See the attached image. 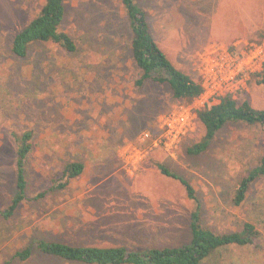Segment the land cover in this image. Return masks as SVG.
Here are the masks:
<instances>
[{
	"label": "rangeland",
	"instance_id": "1",
	"mask_svg": "<svg viewBox=\"0 0 264 264\" xmlns=\"http://www.w3.org/2000/svg\"><path fill=\"white\" fill-rule=\"evenodd\" d=\"M135 2L170 62L197 82L205 53L232 48L238 54L264 40V0ZM42 3L0 0V211L15 192L11 132H33L25 169L29 197L53 185L70 162L84 171L65 189L24 202L8 219L0 216V264H78L39 253L38 241L129 250L188 243L193 204L158 165L192 185L206 228L224 234L252 222L259 232L256 247H226L204 264H264V176L242 206L231 201L241 177L264 155L263 130L229 123L206 151L189 155L205 134L190 111L185 135L165 147L161 118L200 103L177 102L151 81L136 88L139 72L119 0H65L61 31L76 51L44 43L26 58L13 57L12 37ZM254 75L234 97L264 110V66ZM26 248L28 260L15 257Z\"/></svg>",
	"mask_w": 264,
	"mask_h": 264
},
{
	"label": "trees",
	"instance_id": "2",
	"mask_svg": "<svg viewBox=\"0 0 264 264\" xmlns=\"http://www.w3.org/2000/svg\"><path fill=\"white\" fill-rule=\"evenodd\" d=\"M131 32L130 54L139 72L135 81L141 89L145 81L166 86L177 102L191 103L203 93L201 84L174 66L153 38L146 20L145 11L135 0H119ZM65 18V0H43L38 13L23 26L10 41V53L18 59L26 58L32 46L50 43L69 53L76 51L73 38L61 31ZM262 37L261 40H263ZM232 51V48H231ZM235 52V51H232ZM252 77L255 75L252 74ZM258 76V75H257ZM197 120L204 128L201 141L188 148L189 155H199L206 151L217 132L229 123H240L259 127L264 132V110L253 108L248 101L239 102L232 94L220 98L219 102L197 111ZM15 149V192L0 216L8 219L24 202H37L48 194L65 189L69 183L84 171L80 162L66 164L63 171L48 189L29 197L25 169L27 158L32 149L33 132L10 133ZM161 174L175 179L184 187L187 199L193 204L189 221V241L178 247L147 248L129 250L121 246H71L63 243L38 241L35 249L45 255L65 262L78 264H204L218 250L236 247H256L259 232L252 222H244L239 230L218 234L206 228L201 219V203L192 185L158 165ZM264 176V155L257 164L236 185L232 204L240 207L247 199L248 192L255 180ZM32 255L31 248L15 254L21 261Z\"/></svg>",
	"mask_w": 264,
	"mask_h": 264
},
{
	"label": "built area",
	"instance_id": "3",
	"mask_svg": "<svg viewBox=\"0 0 264 264\" xmlns=\"http://www.w3.org/2000/svg\"><path fill=\"white\" fill-rule=\"evenodd\" d=\"M217 51L218 48H215L214 52L205 53L201 60L199 83L203 93L195 100L200 105H196V103L195 105L198 107L181 105L176 107L178 108L176 111L161 118L160 122L163 126L160 130L165 133V147L172 148L187 132L185 129L188 112H194V116L197 118L198 110L217 104L220 98L227 94L234 96L246 87L249 77L259 73L264 66V40L250 50L238 54L225 49H221L218 54ZM177 138L178 140L169 145L171 140L174 141Z\"/></svg>",
	"mask_w": 264,
	"mask_h": 264
}]
</instances>
